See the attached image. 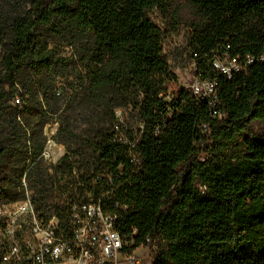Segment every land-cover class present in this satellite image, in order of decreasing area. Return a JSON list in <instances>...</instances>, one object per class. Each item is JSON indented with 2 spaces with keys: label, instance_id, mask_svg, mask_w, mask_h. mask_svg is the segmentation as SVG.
Returning <instances> with one entry per match:
<instances>
[{
  "label": "trees",
  "instance_id": "16d2710c",
  "mask_svg": "<svg viewBox=\"0 0 264 264\" xmlns=\"http://www.w3.org/2000/svg\"><path fill=\"white\" fill-rule=\"evenodd\" d=\"M18 2L0 0V207L25 198L26 178L37 211L69 214L71 205L46 209L53 190L39 167L46 102L80 61L113 124L91 142L96 158L77 191L63 192L79 193L73 202L95 196V176L125 164L111 200L128 251L155 246L151 264H264V130L253 129L264 128V0H30L24 10ZM154 10L168 32H186L195 74L218 82L215 109L190 89L170 92L176 77ZM77 35L79 57L64 56ZM224 54L256 59L226 80L212 64ZM136 134L134 172L117 141ZM74 165L66 156L56 174L72 176Z\"/></svg>",
  "mask_w": 264,
  "mask_h": 264
},
{
  "label": "built area",
  "instance_id": "2783aa9c",
  "mask_svg": "<svg viewBox=\"0 0 264 264\" xmlns=\"http://www.w3.org/2000/svg\"><path fill=\"white\" fill-rule=\"evenodd\" d=\"M255 59L248 56L243 64L240 56L224 54L215 56L212 64L226 80H232L235 73ZM189 89L197 98L207 99L211 108L217 107L220 87L215 80H204L195 74ZM117 116H122L121 110L117 111ZM140 129H143L142 125ZM138 141L137 134L134 139L122 135L117 141L126 149V157L134 172L140 166L135 150ZM53 145L48 143L42 160H51ZM124 169L125 164H122L113 173L96 175L91 186L97 188V195L89 192L73 202L69 214L61 219L37 211L24 178L25 198L0 207V219L4 220V227L0 230V264H151L144 252L138 254L150 246L130 252L117 230L121 214L113 211L119 204L111 198L122 186L116 187V179L123 175Z\"/></svg>",
  "mask_w": 264,
  "mask_h": 264
},
{
  "label": "rangeland",
  "instance_id": "374dc122",
  "mask_svg": "<svg viewBox=\"0 0 264 264\" xmlns=\"http://www.w3.org/2000/svg\"><path fill=\"white\" fill-rule=\"evenodd\" d=\"M18 1L21 9L29 8L30 0ZM150 18L167 33L163 51L176 77V82L172 85L170 92L189 89L195 79V66L189 55L185 39L186 32L183 31L180 34L168 32L162 16L156 10L150 13ZM83 42L82 36L67 37L61 47L62 54L64 56L76 55L78 58ZM46 105L49 122L44 127L45 148L49 142L54 145L51 148V160H43L39 170L47 181V187L53 190L46 205V209L52 212L56 206H70L79 195L77 193L75 197L70 198L68 192L65 193L63 190L77 191V187L81 185L80 176L88 174V167H85V164L93 163L96 158L91 142L101 131L110 130L113 119L110 108L98 94L90 90L86 68L80 61L76 66L64 72V77L58 79L53 99L46 102ZM253 129L258 135L264 130L258 123L253 124ZM236 144L244 150L242 139H239ZM66 156H70L75 164L72 176L56 174V168ZM74 178L79 179L77 186L73 185ZM156 250L155 246H151L144 251H139L138 254L141 255L144 252L143 255L147 262H151Z\"/></svg>",
  "mask_w": 264,
  "mask_h": 264
}]
</instances>
